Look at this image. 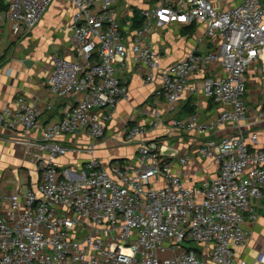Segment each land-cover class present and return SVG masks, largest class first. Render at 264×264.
<instances>
[{
	"label": "built area",
	"instance_id": "built-area-1",
	"mask_svg": "<svg viewBox=\"0 0 264 264\" xmlns=\"http://www.w3.org/2000/svg\"><path fill=\"white\" fill-rule=\"evenodd\" d=\"M2 1L8 18L28 31L54 0ZM117 1L68 0L75 7L70 40L78 59L52 54L47 88L75 101L58 120L41 125V109L23 95L0 108V125L22 128L25 145L36 149L40 174L25 195L4 198L0 264H245L234 261L232 248L248 240L244 212L254 219L255 202L264 195V141L242 133L251 71L263 80L264 117V0H151L140 9L139 29L133 22L121 25ZM168 25L200 31L183 58L163 66L161 53L145 38L150 28ZM129 57L170 111L199 94L219 105L213 119L201 120L195 112L169 122L196 134V154L219 165L215 177L188 185L170 159L188 165L193 153L179 155L147 138L150 128L164 124L157 106L146 111L148 127L140 123L127 131V140L138 144L135 163H100L95 152L106 123L129 97L117 70ZM217 64L219 72L212 70ZM205 70L213 73L197 78ZM227 124L235 132L210 136ZM32 129H39L38 138L27 135ZM81 132L84 143L61 140ZM78 151L89 155L79 168L59 165V156Z\"/></svg>",
	"mask_w": 264,
	"mask_h": 264
},
{
	"label": "crops",
	"instance_id": "crops-1",
	"mask_svg": "<svg viewBox=\"0 0 264 264\" xmlns=\"http://www.w3.org/2000/svg\"><path fill=\"white\" fill-rule=\"evenodd\" d=\"M3 1L0 2V108L11 104L19 95L25 96L41 109L39 123L48 125L61 116L63 109L74 104L72 97H59L47 88V79L52 69L51 55L59 54L70 60L78 59L77 51L71 46V18L75 7L68 0H54L53 4L43 14L38 24L32 30H26L11 21L6 10L3 11ZM151 5V0H118L116 10L121 25L127 26L134 22V15L140 9ZM7 6V5H6ZM190 26L168 25L160 29L150 28L145 41L152 43L162 55V65L167 66L177 59H181L196 44V37L200 31ZM203 50L206 47L198 45ZM216 67V68H215ZM220 71L215 65L212 70ZM117 70L125 79L130 93L128 99H121L113 111L112 117L106 123L105 135L98 142L95 155L104 166L110 164H134L138 153L136 141L126 138L127 131L136 124L149 126L151 117L146 111L159 107L164 114V124L157 128H150L147 138L176 148L179 155L186 152L193 153L188 165H181L177 158L170 159L172 168L179 173L188 185H200L202 180L211 179L218 173L219 165L196 154L200 140L193 131L175 129L169 122L174 119H185L184 105L186 99L180 100L174 111H170L164 99L153 94L154 86L145 84L138 66L129 57L125 65L117 64ZM202 71L197 78L213 73ZM10 71V72H9ZM206 72V73H203ZM250 82L244 94L247 119L243 122L242 133L245 137L257 133L258 140L264 141V117L259 116L263 101V80L249 72ZM192 105L200 114L201 120L215 118L220 110L219 105L211 99L199 94L192 97ZM235 132L231 124H227L214 134L216 137ZM23 129L13 131L0 125V208L5 207L4 198L11 194L25 195L31 188H35L39 180L36 169L35 148L25 145ZM27 135L38 138L39 129L30 130ZM17 140H23L17 142ZM66 144L86 142L85 133L67 134L61 137ZM172 143V144H170ZM196 146V147H195ZM88 154L81 151L59 156L60 166L70 165L79 168L88 158ZM264 189V188H263ZM255 218L250 219L248 212H244L243 226L249 237L245 244L233 247L234 261L245 264H264L260 257H264V195L255 202Z\"/></svg>",
	"mask_w": 264,
	"mask_h": 264
},
{
	"label": "trees",
	"instance_id": "trees-1",
	"mask_svg": "<svg viewBox=\"0 0 264 264\" xmlns=\"http://www.w3.org/2000/svg\"><path fill=\"white\" fill-rule=\"evenodd\" d=\"M0 2L2 3V0H0ZM3 11L7 9L6 5H3ZM133 27L135 29H139L143 26L144 24V18L141 16V14L139 12L136 11L135 15H134V22H133ZM194 29V26H190L188 27V31L191 32V30ZM193 99L191 97L186 98V105H184V109H185V116H190L192 114H194L196 112V108L194 105H192Z\"/></svg>",
	"mask_w": 264,
	"mask_h": 264
},
{
	"label": "rangeland",
	"instance_id": "rangeland-1",
	"mask_svg": "<svg viewBox=\"0 0 264 264\" xmlns=\"http://www.w3.org/2000/svg\"><path fill=\"white\" fill-rule=\"evenodd\" d=\"M167 144H169V143H167ZM170 144H172V143H170ZM182 244V246H191V247H196V244L195 243H190V242H183V243H181Z\"/></svg>",
	"mask_w": 264,
	"mask_h": 264
}]
</instances>
